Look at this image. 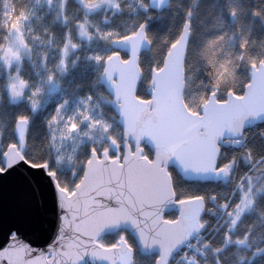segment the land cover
I'll return each mask as SVG.
<instances>
[{"label": "snow or ice", "instance_id": "1", "mask_svg": "<svg viewBox=\"0 0 264 264\" xmlns=\"http://www.w3.org/2000/svg\"><path fill=\"white\" fill-rule=\"evenodd\" d=\"M105 2L108 0H82L84 7L89 9ZM235 13V9H230V14ZM253 14L260 13L254 10ZM0 15H4L9 21L5 26L11 32L18 33L22 40L23 23L30 14L25 10L17 11L14 6L7 8L0 5ZM190 15L191 11L188 10L187 16ZM189 24L190 21L186 18L183 30L167 40L166 49L160 54V62L152 66L153 89L150 98H144L135 90L136 79L141 72L138 51L143 41L152 43L144 31L145 25L141 23L135 30L125 34L113 35L111 31L100 33L102 37H111L114 44L130 43V55L127 57L114 49L104 55L95 54L91 58L103 62V75L111 83L124 117L125 136L131 133L135 137V149L125 141L124 149L121 150L120 142L109 136L111 143L116 146L115 154H110L107 146L100 151L93 147L89 157L83 162V174L73 187L61 184L58 179L54 181L58 188L59 209L63 215L59 217L58 235L49 246L48 252H40L39 255L26 242L24 231V226L33 221L47 223L48 202L33 169L40 167L52 177L56 173L47 160L37 162L25 150L29 118L25 114L15 116L14 127L18 140L0 143V214L10 213L19 226L13 225L15 230H9V244L0 252V264L5 259L8 264H77L85 254L104 257L110 264H115L113 250H117L116 256L121 264H127L130 248L123 236H120L117 243L110 245L96 240V236L105 226L120 221H130L136 226L143 244L158 245L160 256L155 264H166L169 254L178 245L192 232H200L208 223L201 217V212L206 211L212 215L217 208L221 210L227 223L223 230H217L216 236L204 241L206 255L201 249H197L204 257V264H224L227 259L226 246L229 244L237 247L248 245L254 253L264 252V238L252 236L251 226L243 233L237 234L234 231L242 214L255 202L254 176L248 173L240 176L236 183L239 197L232 202L218 199L211 193L177 191L174 179L166 167L169 158L174 156L186 169L228 175L233 161L217 166L216 137L224 128L232 132L239 131L245 116L264 112V58L257 60L248 57L252 80L245 85L242 94L230 87L227 99L216 98V89L220 86L218 81L225 74L231 75L230 59L217 62L214 53L207 54V50L221 37L209 40L205 48V58L213 65L208 75L214 77V80L213 91L208 98L201 101L203 114L184 101L181 93V73ZM80 28L82 35L91 37L83 24ZM68 43L70 41L62 49L65 56L69 51ZM23 46L27 47L26 44ZM245 46L246 41L242 40L241 49ZM71 47L75 48L76 44H71ZM237 58H243V53ZM19 59V51L12 48L0 56V60L8 65ZM63 63L62 60L61 64ZM48 79H52L51 75ZM27 86L28 82L19 78L17 83L9 87L13 96H21ZM39 91L40 88H33L28 98L36 96ZM82 103L87 105V100L82 99ZM35 105L36 101L33 100V108ZM59 113L60 106L48 119L50 126L57 121ZM80 116L89 120V128L99 125L107 131L109 127L103 120L92 119L87 111L80 112ZM77 126L78 121L69 116L60 130V136L68 135ZM144 135L150 136L155 144V154L152 157L144 152L139 143L140 137ZM246 159L251 160V154ZM96 197L110 198L114 201V206L102 204ZM209 201L214 206H209ZM167 202L179 205V214L175 218H165L162 215L163 205ZM136 212L143 217L142 220L137 219L134 215ZM41 235L46 240L47 234L42 232ZM48 255H51V260L47 259ZM187 259L189 264H199L198 258L194 256ZM240 264H243V258Z\"/></svg>", "mask_w": 264, "mask_h": 264}, {"label": "trees", "instance_id": "2", "mask_svg": "<svg viewBox=\"0 0 264 264\" xmlns=\"http://www.w3.org/2000/svg\"><path fill=\"white\" fill-rule=\"evenodd\" d=\"M189 3L199 10L201 16L206 10L214 12L216 16L214 23L205 24L203 29L198 27L196 34L191 37L188 44L184 61V101L189 104L187 102L189 96L198 99L203 95L206 99L213 91L208 75L210 68L207 61L193 53L195 49L199 48L201 40L207 41L217 37H221L220 41L223 45L217 53V58L233 59L235 62V78L231 85H220L216 89L217 99L223 100L230 87L238 94H242L248 83V73L251 67L248 57L257 60L264 58V0H182V5L179 8L175 0H171L168 7L159 13L150 8L145 10L142 6L135 5H133L132 13H119L113 8L99 6L91 12H87L86 15L92 21L97 22L103 32L112 29L122 31L126 26H130L133 20H139L140 23L146 24L147 31L159 38L161 43L159 51L150 44L149 51L142 53L139 57L142 78L136 92L144 98H148L147 88L151 68L160 62V54L166 49L167 40L174 37L177 28L183 22V9L188 7ZM23 6L31 10V15L23 29L26 36L39 33L43 27H48L57 37L67 34L66 22L59 15L61 13L60 0H24ZM230 9L236 10L233 22L230 20L232 15ZM254 10L260 14L254 15ZM74 11L76 18H79L82 7L74 0H69L63 14H71ZM73 37L80 40V47L68 53L64 70L51 80L52 83L48 82L44 86L34 108L30 103L28 93H25L19 102L11 101L4 92L3 83L10 71H15L17 67H21L28 78L36 79L37 67L33 63L32 57L35 52L39 51V48L29 49V54L22 57L20 64L17 65L13 62L8 72L3 69L0 62V97L3 99V103L0 104V143L9 140L16 142L14 118L17 114L27 115L29 120L25 150L30 156L36 158L37 162L47 160L50 168L55 170L56 180L58 179L61 184H67L70 188L79 180L84 168L83 162L87 160L93 147L100 151L107 146L110 154H115L116 146L111 143L109 136L115 137L120 142V147L122 144V130L116 122V116L111 107V97L99 83L103 64L91 58L92 54L104 55L114 50L111 47L112 41H106L101 35L89 39L76 37V34L73 33ZM242 40L246 41V46L243 49L240 47ZM47 50L50 56L54 55V50L51 47ZM241 53H243V58L235 60ZM121 55L125 57V54ZM89 97L90 99H88ZM82 99L87 100V105L82 103ZM58 106H60L59 116L57 121L50 126L48 119L56 113ZM199 107L192 108L198 111ZM83 111H87L88 114L92 112L95 119L105 121L109 125L107 131L99 125L93 128H89V124L81 125L80 122L83 119L80 112ZM69 113H71L70 116H73L74 121H78V126L88 129V134H83V141L77 144L74 157L70 159L59 155L53 144L55 132L61 127V116L68 117ZM239 141L241 142L239 143ZM143 149L146 154L152 156L147 147L143 146ZM249 154H251V160L246 159ZM229 161H233L231 168L233 178L232 181L226 183L187 182L182 180L173 168H169L168 171L174 179L177 191L198 194L211 193L218 199L231 200L232 202L239 197L236 183L240 176L244 173L254 176L255 202L242 214L234 231L237 234L243 233L251 226L252 236L264 238V122L246 130L237 143L232 141L230 145L220 147L217 165ZM208 203L209 206H214L211 201ZM175 216V212L165 214V218H175ZM202 217L208 223L202 229L200 241L175 264H189L187 259L189 256L198 258L199 264H204V257L200 252H197V249H201L206 255L207 250L203 248L204 241L216 236L217 230H223L227 223L219 208L212 215L205 211ZM120 236H123L127 243L134 248L133 264L154 263L155 255L139 254L133 239L124 231L105 234L98 241L110 245L117 243ZM226 249L227 259L224 264H240L241 258H243V264H264V253H254L248 245L237 247L235 244H229Z\"/></svg>", "mask_w": 264, "mask_h": 264}, {"label": "water", "instance_id": "3", "mask_svg": "<svg viewBox=\"0 0 264 264\" xmlns=\"http://www.w3.org/2000/svg\"><path fill=\"white\" fill-rule=\"evenodd\" d=\"M76 1L79 3V0H76ZM66 2H67V0H65L64 3H61L62 8H64ZM109 3H110V0H108V2H105V3H101L100 5L106 6ZM79 5H80V3H79ZM167 7H168V5L166 7H164V9H166ZM150 9L156 13L161 12V10H158V9H153V8H150ZM233 18H234V16L231 15L230 16L231 22H233ZM143 24H145V23H143ZM111 47L115 50H118L120 53L125 54V57L130 55V47L127 45L126 42H121L119 44L111 43ZM187 47H188V45H186L185 54H184L183 62H182L183 63V71L181 73V78L183 81L182 87H181L182 96H183L184 87H185L184 61H185V57H186ZM149 49H150V44L147 42H142L141 47L138 51V57H140V55L142 53L148 52ZM0 62L3 66V68L6 71H8L10 68V65L6 67L4 65L3 61H0ZM138 63H139V60H138ZM103 67H104V65H103ZM151 75L152 74L150 73L149 87L147 89V93L149 96L148 98H150L152 96V89H153V84L151 83ZM114 78H115V74H114ZM141 78H142V74L140 72L139 76L136 79V83H135V90L136 91H137L138 85L141 81ZM251 80H252V69L250 67V70L248 73V82ZM99 83L111 97V107L115 113L116 122L118 123V125L121 127V130H122V144H121L122 150L124 149L125 141L128 144H131L132 148L134 150L135 145H136L135 137L133 135H131V133H129L127 136H125L124 117L121 115V110H120L119 104L117 103L113 87H112L111 83L103 75V70H102L101 77L99 79ZM244 91H245V87H244L243 92ZM22 98H23V96L16 98L12 101L18 102V101H21ZM216 98H217V91H216ZM224 99H227V93H226ZM149 107H151V105H149ZM198 111L201 113V115L203 114L202 105H200ZM262 122H264V112H259L255 116H252V115L245 116L243 118L242 123L240 124V128H239L238 132H232V131H229L228 128H224L223 131L221 132V134L219 136H217L216 140H215V143L218 146V152H217V156H216L217 160L219 157L220 147L230 145L232 140H236V139L241 138L247 129H249V128H251V127H253L259 123H262ZM27 131H28V125H27V129H26V135H27ZM14 136H15V140L17 141L18 140V134L15 131V127H14ZM139 143L142 146V148H143V146H146L150 150L152 156H154L155 144H154V142L150 136H147V135L141 136ZM90 153H89V155H90ZM166 167H167V169L169 167L173 168L177 172V174L182 178V180L188 181V182L189 181H195V182H212V183L224 182L225 183V182H228L229 178H230V172L227 176H224L223 174L218 175L217 173L212 172V171L197 172V171H193L191 168L186 169L180 164V162L174 156L169 158V160L167 161ZM83 170H84V168H83ZM33 174L41 182L44 195H45L47 202H48L47 223L41 222L39 220L33 221V222L24 226V231H25V235L27 236L26 242H28L29 246L36 251L37 255H39L40 252H44V253L48 252L49 246L52 244L53 240H55L56 236L58 235L59 223H60L59 217L62 216L63 213L59 209V204H58V200H57L58 188H57L56 184L54 183L56 178L52 177L47 171H45L44 169H42L40 167H35L33 169ZM82 174H83V171H82L81 175ZM96 199L99 200L102 204H107L108 206H114V201L110 198L96 197ZM171 211H175L178 215L179 214V205L172 203V202L165 203L163 205L162 215L164 216L165 213L171 212ZM203 213H204V211L201 212V217H202ZM134 215H136L138 220L143 219V217L139 216L138 212L134 213ZM13 225L19 226L18 221L10 213L9 214H0V252H2L9 244V238H8L7 234H8L10 229L15 230ZM120 230L127 232L134 239L135 244H136V246H137V248L141 254L156 253L157 258L159 257V255H160L159 246L155 245V244L152 246H147V245L143 244L140 240V235H139V232L137 230V227L134 226L130 221H120L117 224L105 226L96 236V240L98 241V239L105 234L117 232ZM42 232L47 234L46 240H44L45 237L43 235H41ZM200 232H192V234L182 244L178 245L169 254L166 264H168L170 258L175 253H177L181 248H183L185 244L190 242ZM129 248H130V259H128L127 264H132L133 263V251H132V248L130 246H129ZM116 251L117 250H113V260H114L115 264H121V260L116 256ZM263 253L264 252H261L259 254H263ZM157 258H156V260H157ZM47 259L51 260L52 259L51 255H48ZM156 260H155V262H156ZM155 262H154V264H155ZM2 264H8L7 260L5 259L2 262ZM77 264H110V261L104 257H96V256H91V255L85 254L79 261H77Z\"/></svg>", "mask_w": 264, "mask_h": 264}, {"label": "clouds", "instance_id": "4", "mask_svg": "<svg viewBox=\"0 0 264 264\" xmlns=\"http://www.w3.org/2000/svg\"><path fill=\"white\" fill-rule=\"evenodd\" d=\"M64 2L65 0H61V3H64ZM170 2L171 0H159V2H157V0H110V4L112 8L116 12H119V13H125V12L132 13L133 5L137 7L142 6L145 10H148L149 8H153V9H158L162 11L164 7H166ZM79 3L82 6V12L79 18H76L75 11L67 15L63 14V12L59 13L62 19L66 22V25L68 28L67 34H63L62 36H59V37L54 35L49 30L48 27H43L39 33L26 36L23 33V29L26 23L25 21L23 23V28H22L23 36L21 40V37L19 36L18 33L11 32V30L5 26L9 21L5 18L4 15H0V56H2L4 52L8 50L9 48H12L14 51L18 50L20 59L19 61H13V62L19 65L22 57L26 54H29V49H36L37 47L39 48V51L35 52V54L32 57L33 63L37 67L36 79L33 80V79L28 78L24 74L22 68L17 67L15 71H10V73L7 75L6 79L4 80V83H3L4 92L10 100H14L16 98L22 97L25 95V93H28V97H29L31 96V90L33 88L38 87L41 89V91H39L36 94V96L31 97V99H29L31 105H32L33 100H35L37 104V100L40 94L42 93L44 86L49 81L54 79L57 76V74L60 71H62L61 69H64L66 56L63 54L62 49L64 48L65 43L70 41V43H68V49H69L68 53H69L70 51L77 50L80 47V40L78 38H74L73 33L76 34V37L89 38V36L81 34V31H82L80 28L81 24L84 25V29L88 33H91L90 38H92L93 36H98L100 35V33L103 32L100 30V25L97 22L92 21L86 15L87 12H91L97 9L101 3H99L98 6L96 7H92L91 9L84 7L82 0H79ZM175 3L179 8L182 5V0H175ZM0 5H3L4 7H7V8L14 6L17 8V11L25 10L31 15V10L23 6L24 0H0ZM188 10L191 11L190 16H187ZM183 15H184L183 22L177 28L174 34V37L178 35L181 30H183L184 21L187 18L190 21V24H189L190 31L187 34L186 45L190 43L191 37L196 34V29L198 27L200 29H203L205 24L214 23V18L216 16L214 12H209L208 10H206L203 16H201L199 10L193 7L190 3L188 7H185L183 9ZM85 17H87V19ZM139 24H141L139 20H133L130 26H126L122 31H117L115 29H112L109 31H111L113 35L125 34L128 31L135 30L139 26ZM144 31L147 33L149 39H151L152 41L151 44L154 45V47L159 51L161 47L159 38L153 33L147 31L146 27ZM103 38L106 41H111V37H103ZM26 39H27V42H26ZM211 40H215V39H211ZM208 41L209 40L207 41L201 40L199 48L195 49L193 54L201 59L206 60L205 48H206ZM143 42H147V41H143ZM73 43L76 44L75 48L71 47V44ZM126 43L130 47V43L129 42H126ZM24 44H26L27 47H24L23 46ZM186 45H185V49H186ZM222 46H223L222 42L220 40H217L216 43L210 49L207 50V54L212 55L214 53L215 60L217 62L224 60V59L217 58V53ZM49 47H51L54 50V55L52 56H50L48 53L47 49ZM184 54H185V51H184ZM94 55L95 54H92V56ZM238 59L239 58L237 57L235 58V60H238ZM62 60L64 61L63 64H61ZM0 61H3V60H0ZM230 61L231 63L229 67L231 68V75L225 74V77L218 81L220 85H231L232 81L235 78V75H234L235 62L233 59H230ZM101 63L103 64V62ZM207 64L211 70L213 68V65H210L208 62ZM4 65L6 67L9 66L8 64H5V63ZM50 75L52 77L51 80L48 79ZM19 78H23L24 80H26L28 82V86L23 90L24 95L13 96L11 94V90L9 86L13 83H17V80ZM210 80H211V83H213L214 77H210ZM202 99H205L203 95H201L198 99H193L191 96H189L187 102L193 108H198L199 105L201 104ZM2 103H3V99L2 97H0V104ZM224 176H227V175H224Z\"/></svg>", "mask_w": 264, "mask_h": 264}, {"label": "rangeland", "instance_id": "5", "mask_svg": "<svg viewBox=\"0 0 264 264\" xmlns=\"http://www.w3.org/2000/svg\"><path fill=\"white\" fill-rule=\"evenodd\" d=\"M71 113L68 114V117L70 116ZM92 119H95V116L92 112L88 114ZM65 116H61V127L57 129L55 132V139L53 140L54 148L56 152L61 155L65 156L67 158H72L74 157L75 151H76V146L78 143L82 142L83 139V134L85 132H88L87 128H82L81 126H77L76 129L71 130L68 135L66 136H60V130L63 128L64 123L67 121V118ZM81 125L87 126L89 124L88 119H83L82 122H80ZM85 135V134H84ZM238 142V141H237ZM236 142V143H237ZM241 141H239L240 143ZM233 176L231 177L232 181ZM247 210V209H246Z\"/></svg>", "mask_w": 264, "mask_h": 264}, {"label": "flooded vegetation", "instance_id": "6", "mask_svg": "<svg viewBox=\"0 0 264 264\" xmlns=\"http://www.w3.org/2000/svg\"><path fill=\"white\" fill-rule=\"evenodd\" d=\"M77 4H79L76 0H74ZM69 2V0H67V2H66V4ZM66 4H65V6H64V8H62L61 7V0H60V12H63V10L65 9V7H66ZM101 6V5H100ZM101 7H110V8H112V6H111V4L109 3L108 5H106V6H101ZM149 87V86H148ZM148 89V88H147ZM232 141H235V142H237L238 140H232ZM218 166V165H217ZM125 232V231H124ZM125 233H127V232H125ZM128 234V233H127ZM129 235V234H128ZM130 236V235H129ZM131 237V236H130ZM132 238V237H131ZM133 239V238H132ZM133 241H134V239H133ZM134 244H135V242H134ZM132 247V246H131ZM135 247H136V245H135ZM132 250H133V255L135 254V251H134V248L132 247ZM136 250H137V252L139 253V254H141L139 251H138V249H137V247H136ZM141 255H144V254H141ZM148 255H150V254H148Z\"/></svg>", "mask_w": 264, "mask_h": 264}, {"label": "bare ground", "instance_id": "7", "mask_svg": "<svg viewBox=\"0 0 264 264\" xmlns=\"http://www.w3.org/2000/svg\"><path fill=\"white\" fill-rule=\"evenodd\" d=\"M50 83H52V81H49Z\"/></svg>", "mask_w": 264, "mask_h": 264}]
</instances>
